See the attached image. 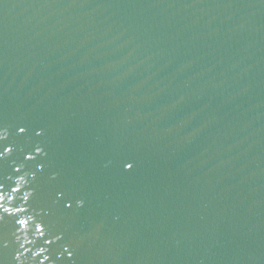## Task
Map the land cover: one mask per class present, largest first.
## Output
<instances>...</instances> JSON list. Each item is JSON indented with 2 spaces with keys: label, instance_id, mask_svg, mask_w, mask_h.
Returning a JSON list of instances; mask_svg holds the SVG:
<instances>
[{
  "label": "water",
  "instance_id": "95a60500",
  "mask_svg": "<svg viewBox=\"0 0 264 264\" xmlns=\"http://www.w3.org/2000/svg\"><path fill=\"white\" fill-rule=\"evenodd\" d=\"M0 264H264V0H0Z\"/></svg>",
  "mask_w": 264,
  "mask_h": 264
}]
</instances>
